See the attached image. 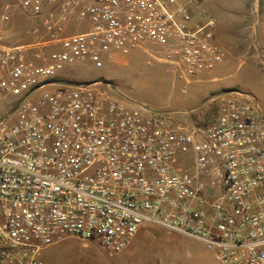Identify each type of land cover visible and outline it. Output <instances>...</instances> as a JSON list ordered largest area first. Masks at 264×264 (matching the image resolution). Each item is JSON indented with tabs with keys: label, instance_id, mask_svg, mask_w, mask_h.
I'll return each mask as SVG.
<instances>
[{
	"label": "built area",
	"instance_id": "built-area-1",
	"mask_svg": "<svg viewBox=\"0 0 264 264\" xmlns=\"http://www.w3.org/2000/svg\"><path fill=\"white\" fill-rule=\"evenodd\" d=\"M14 7L39 23L26 42L0 46V100L17 97L0 121V264H45L42 251L67 236L118 253L145 223L202 242L222 264H264V117L253 96H219L211 126L170 127L58 74L146 44L178 81L212 72L225 53L201 1ZM11 16L7 6L0 35Z\"/></svg>",
	"mask_w": 264,
	"mask_h": 264
},
{
	"label": "rangeland",
	"instance_id": "rangeland-1",
	"mask_svg": "<svg viewBox=\"0 0 264 264\" xmlns=\"http://www.w3.org/2000/svg\"><path fill=\"white\" fill-rule=\"evenodd\" d=\"M216 20V38L225 53L214 71L184 83L164 61L160 47L146 44L120 61L104 54L99 64L81 61L58 74L70 83H89L126 105L148 109L170 127H207L216 123L221 95L253 96L264 117V0H200ZM4 28L8 44L27 41L39 21L21 10ZM68 31L77 30L76 23ZM44 89H51L46 87ZM17 97L0 100V121L14 111ZM190 165V164H187ZM166 255L172 264H222L216 254L194 239L169 231ZM45 264H123L122 253L103 252L95 242L67 236L42 251Z\"/></svg>",
	"mask_w": 264,
	"mask_h": 264
},
{
	"label": "crops",
	"instance_id": "crops-1",
	"mask_svg": "<svg viewBox=\"0 0 264 264\" xmlns=\"http://www.w3.org/2000/svg\"><path fill=\"white\" fill-rule=\"evenodd\" d=\"M7 6H10L12 16L18 14L17 10L20 9L14 7V0H0V16ZM6 27H8V23L4 26V28ZM3 45H8V36L5 31L0 35V46ZM142 47H145V45L139 48ZM123 57L119 54H111L108 59L120 61ZM165 235H169L168 230L148 223L143 224L128 247L118 252L123 254V264H172L166 256L169 254L170 249L166 247Z\"/></svg>",
	"mask_w": 264,
	"mask_h": 264
}]
</instances>
